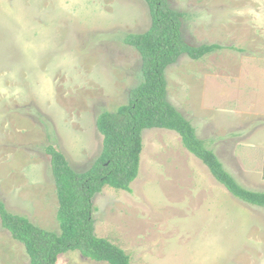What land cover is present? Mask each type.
<instances>
[{
    "label": "rangeland",
    "instance_id": "374dc122",
    "mask_svg": "<svg viewBox=\"0 0 264 264\" xmlns=\"http://www.w3.org/2000/svg\"><path fill=\"white\" fill-rule=\"evenodd\" d=\"M170 3L185 14L189 44L225 48L169 66L168 98L242 185L264 191V0ZM151 23L146 0H0V200L8 210L60 232L45 148L55 145L78 172L92 166L103 148L98 116L127 103L142 80V57L124 38ZM140 157L132 191L106 185L95 196L97 236L131 264H264V206L235 197L176 131L144 130ZM218 203L225 211L215 215ZM29 262L0 217V264ZM60 264L110 263L75 251Z\"/></svg>",
    "mask_w": 264,
    "mask_h": 264
},
{
    "label": "trees",
    "instance_id": "16d2710c",
    "mask_svg": "<svg viewBox=\"0 0 264 264\" xmlns=\"http://www.w3.org/2000/svg\"><path fill=\"white\" fill-rule=\"evenodd\" d=\"M146 2L152 20L150 28L142 33H129L124 38L142 57V80L131 89L127 103L114 112L104 111L98 116L97 127L103 135L100 155L89 169L78 172L55 145L45 148L51 157L59 199L60 232L45 229L26 215L11 212L0 200L1 223L14 239L24 244L30 256L29 264H56L60 255L68 251H79L84 257L110 264H131V257L123 248L97 236L94 198L106 185L132 191L131 184L139 175L146 129L176 131L186 148L202 160L216 180L235 197L264 206V191L241 185L215 150L199 137L192 122L168 98L169 66L182 55L199 60L225 46L189 44L183 33V12L174 9L170 0Z\"/></svg>",
    "mask_w": 264,
    "mask_h": 264
},
{
    "label": "crops",
    "instance_id": "0c3cea01",
    "mask_svg": "<svg viewBox=\"0 0 264 264\" xmlns=\"http://www.w3.org/2000/svg\"><path fill=\"white\" fill-rule=\"evenodd\" d=\"M216 152V151H215ZM218 155V154H217ZM221 159V158H220ZM221 161L223 162V164H224V166H225V163H224V161L221 159ZM225 168L233 175L234 173L232 172V171H230L226 166H225ZM234 177H235V179H236V176L235 175H233ZM237 180V179H236ZM238 181V180H237ZM239 182V181H238ZM240 183V182H239ZM241 184V183H240ZM242 185V184H241ZM244 186V185H243ZM245 187V186H244ZM207 190H205V189H203L202 191H204V194H207V193H210V191H211V195H212V193H213V191L207 186V188H206ZM251 190H254V189H251ZM255 191H258V190H255ZM213 199H214V197H213ZM215 201V200H214ZM246 202V201H245ZM248 203V202H247ZM218 205H219V203H218ZM253 205V204H252ZM222 211H225V210H221L220 209V205L218 206V207H214L213 208V214H215V215H220L221 213H222ZM213 222H215V220L213 221ZM75 251H69V252H66V253H64V254H61L60 255V257H59V259H58V261H57V263L56 264H60L61 263V261H63V262H68V260L70 259V257H72L73 256V253H74Z\"/></svg>",
    "mask_w": 264,
    "mask_h": 264
}]
</instances>
